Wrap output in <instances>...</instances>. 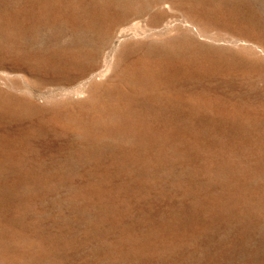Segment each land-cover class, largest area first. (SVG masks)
<instances>
[{
    "label": "rangeland",
    "instance_id": "obj_1",
    "mask_svg": "<svg viewBox=\"0 0 264 264\" xmlns=\"http://www.w3.org/2000/svg\"><path fill=\"white\" fill-rule=\"evenodd\" d=\"M0 264H264V0H0Z\"/></svg>",
    "mask_w": 264,
    "mask_h": 264
}]
</instances>
